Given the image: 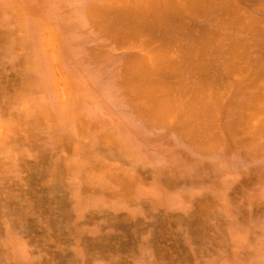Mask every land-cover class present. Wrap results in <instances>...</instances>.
Here are the masks:
<instances>
[{
  "label": "rangeland",
  "instance_id": "1",
  "mask_svg": "<svg viewBox=\"0 0 264 264\" xmlns=\"http://www.w3.org/2000/svg\"><path fill=\"white\" fill-rule=\"evenodd\" d=\"M0 264H264V0H0Z\"/></svg>",
  "mask_w": 264,
  "mask_h": 264
}]
</instances>
